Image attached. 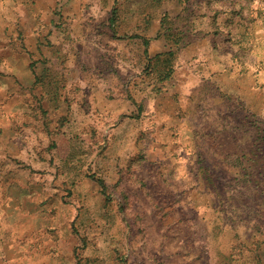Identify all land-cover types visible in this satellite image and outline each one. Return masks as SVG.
Wrapping results in <instances>:
<instances>
[{
  "label": "rangeland",
  "instance_id": "374dc122",
  "mask_svg": "<svg viewBox=\"0 0 264 264\" xmlns=\"http://www.w3.org/2000/svg\"><path fill=\"white\" fill-rule=\"evenodd\" d=\"M8 9L15 44L0 69L15 78L0 105L31 108L0 114L16 136L0 140V264H264V0ZM21 18L45 24V50ZM92 70L112 100L73 108ZM42 73L71 90L60 112L23 93Z\"/></svg>",
  "mask_w": 264,
  "mask_h": 264
},
{
  "label": "crops",
  "instance_id": "0c3cea01",
  "mask_svg": "<svg viewBox=\"0 0 264 264\" xmlns=\"http://www.w3.org/2000/svg\"><path fill=\"white\" fill-rule=\"evenodd\" d=\"M1 1V0H0ZM23 1V0H22ZM3 2H5V4H3ZM15 2V0H4L2 1V8L0 9V50L4 49V50H12L14 47V34L15 33V27L13 26V23L11 22V20L14 19L13 15L10 14L8 15V12H11V9H8V6H11V4H13ZM22 7V5H21ZM25 7V6H24ZM24 10V8H22ZM26 9V8H25ZM23 14V13H22ZM39 14L36 11H33L31 14L26 13L25 12V17L27 18H32L33 21H38L39 19ZM24 17V15H22ZM21 22L22 25L19 27L21 32L23 33L22 35L26 36V42H28L29 40V44H30V48H32V50H45L46 46H45V39L43 37V35L46 33V29H45V24H42L41 22H37V26L36 24L33 25V27L30 29L29 27H27L24 24V19L21 18ZM54 28V32L57 33H71L72 28L71 27H61L59 28L58 26L53 25ZM60 29V30H59ZM57 30V31H56ZM36 35V36H35ZM4 37V39H2ZM57 38V37H55ZM54 47L55 50L57 51L58 49H62V43L61 41L58 40H54ZM28 44V45H29ZM57 44H61V45H57ZM65 49V48H64ZM107 49H111L110 46L107 47ZM0 68L3 66V64L0 62ZM56 76H50L49 74H45L42 73L40 75H38L37 77L35 76H29V80L34 81L35 83L37 82V89L36 91L32 90V86H30L29 88H27L26 91H24V95H29V96H33V94H35V92H38V99L41 100L42 103V108L44 111H46L47 109H50L51 111H55V112H60L59 108V101L60 99L63 97V95L65 96H70L69 93H71V90H69V92L67 91H62L64 90L63 86L58 85V87L56 88V84L55 82L57 81V79L55 78ZM62 77V76H61ZM7 78H10V83H12V79L15 78L14 75V71H9L6 72L5 74H3L1 72L0 69V89H3L8 93L9 97L12 98L13 97V86L10 84L9 88L7 89V83L6 81H8ZM62 79V78H61ZM107 77L104 76L103 74H98V72H94V70H92V73L89 74V76L87 75H81V77L79 76V79L77 77V79H75L76 82H78L81 90L80 93L77 94L76 100L75 102H73L74 105L73 108L77 107H81V105H84V108L89 111L90 109H92V106L94 104V96L96 94V92L101 91V94L104 98L110 99L112 97H110L109 93H108V89L106 90V86H105V82H106ZM62 87V90H61ZM2 93L3 91L0 92V98L2 97ZM68 93V95H67ZM63 98H67V97H63ZM69 98V97H68ZM70 98H72L70 96ZM74 98V97H73ZM112 99H110L111 101ZM82 102V103H80ZM90 102V103H88ZM69 104V103H67ZM28 107H26V105H22V107H12V106H2L0 105V114L1 113H8V109L9 112L12 113L13 110H17V111H28L31 107H30V102H28ZM72 106H65V109H71ZM62 108H64V105L62 106ZM14 127L12 126V123L7 122L4 123L2 120L0 121V140H6L5 143L6 145H11L13 143V139L16 137L14 133H11V131ZM9 130V133H8ZM10 140V142L8 141ZM29 176V175H28ZM23 187L25 189H29L32 187L37 186V184L30 182L29 177L26 178L25 182H23ZM30 208V206H29ZM28 208V210H29Z\"/></svg>",
  "mask_w": 264,
  "mask_h": 264
},
{
  "label": "trees",
  "instance_id": "16d2710c",
  "mask_svg": "<svg viewBox=\"0 0 264 264\" xmlns=\"http://www.w3.org/2000/svg\"><path fill=\"white\" fill-rule=\"evenodd\" d=\"M101 182H102V184H103V189H104V188H105V183H104V181H103V180H102Z\"/></svg>",
  "mask_w": 264,
  "mask_h": 264
}]
</instances>
